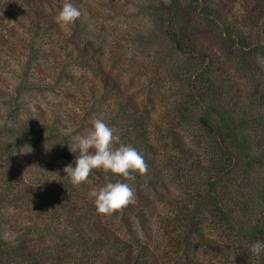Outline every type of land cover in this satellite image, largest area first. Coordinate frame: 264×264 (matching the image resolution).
<instances>
[{
  "label": "trees",
  "instance_id": "1",
  "mask_svg": "<svg viewBox=\"0 0 264 264\" xmlns=\"http://www.w3.org/2000/svg\"><path fill=\"white\" fill-rule=\"evenodd\" d=\"M64 2L0 0V144L50 147L37 183L0 172V207L15 208L0 223V264H264L250 252L264 241V0H72L82 15L67 26L55 22ZM119 24L143 34L117 36ZM139 48L153 53L152 69ZM146 71L175 83L164 117L128 89ZM96 119L114 148L143 156L146 173L63 179ZM117 181L134 202L98 215L88 193ZM152 221L161 249L122 235Z\"/></svg>",
  "mask_w": 264,
  "mask_h": 264
},
{
  "label": "clouds",
  "instance_id": "2",
  "mask_svg": "<svg viewBox=\"0 0 264 264\" xmlns=\"http://www.w3.org/2000/svg\"><path fill=\"white\" fill-rule=\"evenodd\" d=\"M82 15L72 0H65L59 9L55 22L60 25H72ZM114 133L102 119L92 122V127L87 135L79 138L73 145L71 153H78L74 161L64 168L66 173L63 179L73 186L85 183L94 170H100L105 174L119 176L124 180L133 179L132 173L144 174L147 165L143 156L131 145L113 147ZM93 201L97 214L111 216L127 205L134 202V189L125 182H107L93 188L88 193ZM254 257L264 256V241H255L250 248Z\"/></svg>",
  "mask_w": 264,
  "mask_h": 264
},
{
  "label": "rangeland",
  "instance_id": "3",
  "mask_svg": "<svg viewBox=\"0 0 264 264\" xmlns=\"http://www.w3.org/2000/svg\"><path fill=\"white\" fill-rule=\"evenodd\" d=\"M112 27L113 26H110L109 24L105 26V28L108 30H111ZM112 32L114 34L117 33V36L124 32L130 33L131 35H135V33H137V36H142L143 29L140 26H132V27L127 28V26H124L123 24H119L117 25V27L116 26L114 27ZM119 43H122V42L117 41V45H119ZM135 47L130 46V47H126V49H132V52H135L136 51ZM135 56L137 57L138 62L140 60V62L143 63L147 68L152 69V67L154 66L153 65L154 63L153 53L149 51L147 48L137 49ZM146 73L148 77H146ZM146 73H143L142 75L138 74V75L131 76L133 78H132V81H130V83L133 88H128L130 83L124 87L125 89L128 88L129 90L134 89L132 91H134V93L136 91V95L139 96L140 98H145L144 96L148 95L150 101H153L152 103L155 102L157 112L159 114L161 112L162 113L161 116L164 117V112H166L167 110L169 99L175 97L174 95H172L176 91V89H174L175 83L174 82H168V83L162 82L161 86H159V83H160L159 81H161L160 77H155V75H153L154 74L153 72L150 73L146 71ZM181 85L182 84L178 82L176 84V86H180V87ZM137 87L139 91H137L138 89L136 90ZM148 104H150V102ZM158 108L161 111H159ZM152 109H153L152 105H150V108L148 106L149 111L150 110L152 111ZM38 116L40 118V115ZM162 117H160V119L155 118L154 120L156 121V123H159L160 121H162ZM40 122L41 124L43 122L41 118H40ZM40 122L37 123V127H36L37 129L40 128ZM6 138L7 139H5V141L9 142L10 144L14 142L13 139L11 138H14L16 142L14 143V148L12 149L11 152H7V150L5 149L6 145L0 144V172L9 171L10 169L14 167V169L18 170V172H20V174L23 175L26 180H29V183H37V181H35V175H36L35 171L37 169L38 162L40 165H41L40 161L42 160L46 161V163L49 162L50 156L48 154L45 155V149L47 150L50 149L49 144L48 143L43 144V147L45 149L43 147L34 148L31 145H29L28 142H24L18 137H6ZM153 138L156 139L155 132L153 133ZM178 179L179 178H176V177H174L173 179L172 178L170 179V184L172 186L171 190H174L176 194H179L177 190V185L180 181ZM0 208H1L0 215H2V217H0V223L5 221L6 218L9 217L11 214H13L15 211V208L14 207L9 208V205L0 207ZM16 215L18 218H21L20 224L23 225L27 223L28 221L27 217L29 215L28 212H25V211L19 212V210H17ZM146 226L148 227V229L146 228L147 231H145L146 229L143 230L139 227L136 228V225H131V227L128 230L124 231L123 233L121 232V233L125 237L127 236L130 238L133 237V238L138 239L139 241L146 242L151 248L161 249L162 248L161 236L163 235L160 231L159 226L154 224L153 221L150 224H148L147 222ZM211 231L213 230L211 229ZM213 234L214 236L216 235L214 231H213Z\"/></svg>",
  "mask_w": 264,
  "mask_h": 264
}]
</instances>
